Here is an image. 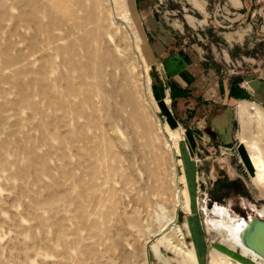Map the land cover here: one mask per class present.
<instances>
[{
  "label": "rangeland",
  "instance_id": "rangeland-1",
  "mask_svg": "<svg viewBox=\"0 0 264 264\" xmlns=\"http://www.w3.org/2000/svg\"><path fill=\"white\" fill-rule=\"evenodd\" d=\"M221 1L0 0V264H247L209 224L264 210V29L225 56Z\"/></svg>",
  "mask_w": 264,
  "mask_h": 264
},
{
  "label": "bare ground",
  "instance_id": "bare-ground-1",
  "mask_svg": "<svg viewBox=\"0 0 264 264\" xmlns=\"http://www.w3.org/2000/svg\"><path fill=\"white\" fill-rule=\"evenodd\" d=\"M128 21L129 19L125 18V22L127 23ZM125 28L126 30L128 29V27ZM126 32V37L130 39L131 44L136 47L139 54H142L139 48L138 38L133 34H129L128 30ZM238 110V116L243 130V135H241L242 143L245 144L247 149H249V159L254 172L255 182L256 184L264 187V150L259 145L258 138L260 136H256V140L258 142L253 140V137H255L253 136L252 131L254 127H251L252 122H255L258 123V125L261 124L263 128L262 122H264V115H262L260 108L257 105L252 103L247 104V102L240 103ZM258 127L261 128V126ZM175 145L177 146V143L174 145L170 144L169 148L173 150L174 147H176ZM182 183H184V189L178 188L176 192V198L178 200V204L181 206L184 205V210L187 212L190 208L189 200L191 198V194L187 179H184ZM256 211L258 214L255 216H249V219L244 217L236 218L237 216L233 217L227 209L216 206V210H214L213 214L214 217H217V219L212 224H209L213 232L219 234L223 238L224 242L229 245V249L230 247L232 248L230 249L231 252H237L240 258L245 260L247 264H264V260L259 255H257L256 252L245 245V234L248 228L251 226V222H253L255 218L264 220V210L260 211L257 209ZM250 220L251 222H249ZM185 255L187 257L189 256V258L192 260L190 253H186ZM220 261L223 262V264H240L237 261L227 260L226 258H220L216 262L220 264Z\"/></svg>",
  "mask_w": 264,
  "mask_h": 264
},
{
  "label": "crops",
  "instance_id": "crops-1",
  "mask_svg": "<svg viewBox=\"0 0 264 264\" xmlns=\"http://www.w3.org/2000/svg\"><path fill=\"white\" fill-rule=\"evenodd\" d=\"M221 3L225 4V7L228 9V13H230V15L227 17L228 21L224 22L225 26H222V29H228L226 32H223V34L225 35L223 39L228 45L226 52L227 55L225 56H231V49L233 46L244 45L245 38L251 32H259V27H261L262 25V20H260L259 18L257 0H222ZM216 13L218 14V11L215 12L214 15ZM215 23L212 22L213 27L218 30L221 29V26H219L218 21H216ZM250 86L252 88L251 93L244 91L242 88L234 90L233 96H235V102L237 99L240 98H249L250 100H254L253 103H257L259 104V106H263L264 83L261 81H252V83H250ZM229 92V90L226 91L227 98L231 95V93ZM233 98L234 97H232V100ZM260 111L261 113H263L261 109ZM223 113L221 112V114L217 116L219 123H221L220 120H224V118H222L224 117ZM214 126L215 130H217V133L219 134L221 131V127L218 123H216Z\"/></svg>",
  "mask_w": 264,
  "mask_h": 264
},
{
  "label": "water",
  "instance_id": "water-1",
  "mask_svg": "<svg viewBox=\"0 0 264 264\" xmlns=\"http://www.w3.org/2000/svg\"><path fill=\"white\" fill-rule=\"evenodd\" d=\"M245 245L264 260V220L255 218L251 222L245 234Z\"/></svg>",
  "mask_w": 264,
  "mask_h": 264
},
{
  "label": "built area",
  "instance_id": "built-area-1",
  "mask_svg": "<svg viewBox=\"0 0 264 264\" xmlns=\"http://www.w3.org/2000/svg\"><path fill=\"white\" fill-rule=\"evenodd\" d=\"M258 1V12H259V17H260V20H262V24L261 25V29L263 31L264 29V0H257Z\"/></svg>",
  "mask_w": 264,
  "mask_h": 264
},
{
  "label": "trees",
  "instance_id": "trees-1",
  "mask_svg": "<svg viewBox=\"0 0 264 264\" xmlns=\"http://www.w3.org/2000/svg\"><path fill=\"white\" fill-rule=\"evenodd\" d=\"M172 89H173V90H176V89H175V86H173ZM181 91H182V90H181Z\"/></svg>",
  "mask_w": 264,
  "mask_h": 264
}]
</instances>
